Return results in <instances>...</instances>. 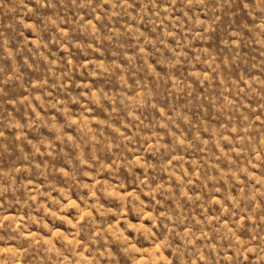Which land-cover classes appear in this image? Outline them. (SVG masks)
Wrapping results in <instances>:
<instances>
[{
  "label": "rangeland",
  "instance_id": "1",
  "mask_svg": "<svg viewBox=\"0 0 264 264\" xmlns=\"http://www.w3.org/2000/svg\"><path fill=\"white\" fill-rule=\"evenodd\" d=\"M0 264H264V0H0Z\"/></svg>",
  "mask_w": 264,
  "mask_h": 264
}]
</instances>
